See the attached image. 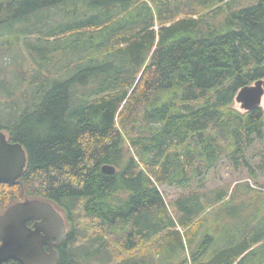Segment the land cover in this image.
<instances>
[{"label":"trees","instance_id":"trees-1","mask_svg":"<svg viewBox=\"0 0 264 264\" xmlns=\"http://www.w3.org/2000/svg\"><path fill=\"white\" fill-rule=\"evenodd\" d=\"M23 20L6 47L4 28ZM0 41L37 69L17 94L0 79V130L26 152L19 180L0 183V214L33 198L59 210L55 264L264 263L263 190H193L172 214L159 189L200 182L224 157L255 174L245 149L264 139V108L233 102L264 79V0H0ZM54 42L58 69L32 50Z\"/></svg>","mask_w":264,"mask_h":264},{"label":"water","instance_id":"water-1","mask_svg":"<svg viewBox=\"0 0 264 264\" xmlns=\"http://www.w3.org/2000/svg\"><path fill=\"white\" fill-rule=\"evenodd\" d=\"M263 96L264 79H259L241 87L234 100L243 111H250L261 107ZM25 166L23 146L10 141L0 130V183L15 184ZM101 170L108 174L116 171L109 164ZM31 221L33 227L28 225ZM65 234L64 219L50 202L38 198L15 202L0 214V264H55L54 246L63 241Z\"/></svg>","mask_w":264,"mask_h":264},{"label":"rangeland","instance_id":"rangeland-1","mask_svg":"<svg viewBox=\"0 0 264 264\" xmlns=\"http://www.w3.org/2000/svg\"><path fill=\"white\" fill-rule=\"evenodd\" d=\"M59 20H60L59 14L57 13L53 15L50 20H46V22L47 24L54 25L57 24ZM32 24L33 27H35V23L32 22ZM14 25H12V27L4 28L6 30L5 32L7 35L3 36L2 41L6 47H8L14 41L16 32L22 35L24 28H29L31 23L23 20ZM36 37L37 34L34 33L30 37L28 36L26 40L28 41L30 39L32 43L36 44L37 41ZM31 42H29L28 47H30L31 45L33 46V44H30ZM58 43L54 42V44H51L48 50L45 48L38 49L39 48L37 47L38 45H34L35 48L32 49L33 55L36 56L37 59H39V61L43 56L52 57L54 61L53 63L54 67L56 68L58 65L65 62L64 60L65 58L63 59L60 56L57 57V54L62 53V49H61L62 44L59 45ZM0 55H2V57L0 56V79L9 82L11 88L14 91V94L20 93L22 90V83H23L21 82V75H20L21 72L23 70H25L23 71V73L29 72L28 76H30V78L32 79L34 74H36L37 72L36 67H33L34 65L30 64L29 60L27 59V56L29 55L20 46L9 50H3L0 53ZM55 68H51V71H53ZM2 97H6V95H3ZM5 99L7 98H3V100ZM18 102H20V105L22 106L23 101L21 98L18 100ZM3 103H5V101ZM3 103L1 107L3 111L1 112L6 113L5 111L6 109H4ZM233 107L239 111H243L240 107V104L235 100L233 102ZM261 107L264 108V96L262 98ZM246 147L247 148L245 149V157H247L248 165L250 166L251 170L254 171L255 173L254 175H252L249 172V170L245 168L243 165H239L236 167L228 158L224 157L217 164V166H215L214 168L208 171L205 177L202 178V180L200 181L201 183L198 181H192L189 187H177L173 185H169V186L165 185L159 188L163 194L166 203L168 204L170 212L174 214L173 208L170 205V203H172L173 200L193 190L199 192H212L213 190L216 189L229 188L227 190L228 193H230L231 191L230 189L233 187V185L236 182L247 180L252 187L264 191V139L255 140L249 146L247 145ZM128 148L130 152L133 154L132 147L129 144H128Z\"/></svg>","mask_w":264,"mask_h":264},{"label":"flooded vegetation","instance_id":"flooded-vegetation-1","mask_svg":"<svg viewBox=\"0 0 264 264\" xmlns=\"http://www.w3.org/2000/svg\"><path fill=\"white\" fill-rule=\"evenodd\" d=\"M54 207V206H53ZM55 208V207H54ZM55 210L57 211V212H59L60 214H61V216L63 217V215H62V213L59 211V210H57L56 208H55ZM64 219V218H63ZM64 222H65V220H64ZM28 225L29 226H31V227H33V222L31 221V222H29L28 223ZM67 225H66V222H65V231L67 232ZM66 235V234H65ZM65 238V237H64ZM53 242L55 243L56 242V240L55 239H53ZM61 244V243H60ZM59 245V244H58ZM58 245H56V246H54V248H55V250L57 251V246ZM45 249L47 250V247H45ZM9 262H6V264H8ZM18 264V263H17Z\"/></svg>","mask_w":264,"mask_h":264}]
</instances>
